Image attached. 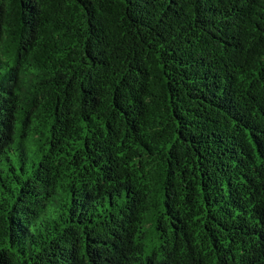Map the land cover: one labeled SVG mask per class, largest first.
I'll return each instance as SVG.
<instances>
[{
    "label": "trees",
    "instance_id": "obj_1",
    "mask_svg": "<svg viewBox=\"0 0 264 264\" xmlns=\"http://www.w3.org/2000/svg\"><path fill=\"white\" fill-rule=\"evenodd\" d=\"M0 264H264V0H0Z\"/></svg>",
    "mask_w": 264,
    "mask_h": 264
}]
</instances>
